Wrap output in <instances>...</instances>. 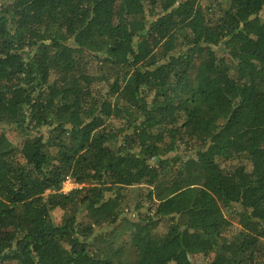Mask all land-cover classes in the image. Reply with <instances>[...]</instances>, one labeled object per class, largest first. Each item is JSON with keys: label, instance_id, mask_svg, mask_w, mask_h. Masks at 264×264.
<instances>
[{"label": "trees", "instance_id": "1", "mask_svg": "<svg viewBox=\"0 0 264 264\" xmlns=\"http://www.w3.org/2000/svg\"><path fill=\"white\" fill-rule=\"evenodd\" d=\"M0 264H264V0H0Z\"/></svg>", "mask_w": 264, "mask_h": 264}, {"label": "rangeland", "instance_id": "2", "mask_svg": "<svg viewBox=\"0 0 264 264\" xmlns=\"http://www.w3.org/2000/svg\"><path fill=\"white\" fill-rule=\"evenodd\" d=\"M63 186V185H62ZM75 186H70V185H68L67 187H66V189L68 190L66 193H68L69 191H71L73 188H74ZM56 221H58L59 222V220H60V216H61V212L60 211H56ZM197 262H201V258H200V256H198L197 257Z\"/></svg>", "mask_w": 264, "mask_h": 264}, {"label": "built area", "instance_id": "3", "mask_svg": "<svg viewBox=\"0 0 264 264\" xmlns=\"http://www.w3.org/2000/svg\"><path fill=\"white\" fill-rule=\"evenodd\" d=\"M70 185V186H75V184H73L69 179L66 180L64 183H63V186H62V189H61V192L62 193H66L68 190L66 189V187Z\"/></svg>", "mask_w": 264, "mask_h": 264}]
</instances>
